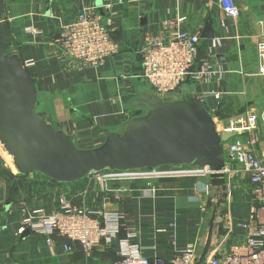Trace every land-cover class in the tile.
<instances>
[{
	"label": "crops",
	"instance_id": "crops-1",
	"mask_svg": "<svg viewBox=\"0 0 264 264\" xmlns=\"http://www.w3.org/2000/svg\"><path fill=\"white\" fill-rule=\"evenodd\" d=\"M235 2L239 17L229 15L220 0H0V12L7 39L14 45L11 52L22 57L35 78L39 115L75 135L80 147L91 148L105 140L99 127L114 130L136 115L138 110L128 102L136 96L139 83L150 88L138 76L140 35L158 32L164 21L174 18L182 19L185 30L200 35L198 59L209 60L217 76L211 81L185 82L179 93L166 99L194 90L211 113H220L216 117L222 124L242 113L258 112L264 117L258 49L264 40V0ZM108 4L114 13L112 30L120 43L119 54L98 67H82L64 58L53 44L59 30L88 7L109 17ZM207 23L212 24L213 38L202 37ZM257 136L254 143L246 132L237 138L263 157L264 119ZM8 163L0 155V264H114L122 259V241L131 227L137 231L132 243L152 259L175 258L191 244L196 264L206 250L217 203L208 178L102 182L89 175L62 184L39 172L21 175ZM235 167L228 165L229 189L218 208L204 262L228 251L232 241L245 239L240 224L250 214L253 185L248 173H236ZM62 196L90 210L117 214L120 231L112 245H100L87 255L80 243L59 235L51 247L44 236L32 232L23 236L21 205L51 211ZM64 243L71 250H65Z\"/></svg>",
	"mask_w": 264,
	"mask_h": 264
},
{
	"label": "built area",
	"instance_id": "built-area-1",
	"mask_svg": "<svg viewBox=\"0 0 264 264\" xmlns=\"http://www.w3.org/2000/svg\"><path fill=\"white\" fill-rule=\"evenodd\" d=\"M223 9L234 17L241 12L235 0H220ZM110 16H103L98 8L88 7L69 20L53 38V44L64 58L82 67H98L107 63L120 52V43L113 36L114 13L112 5H106ZM199 34L190 33L182 25V19L174 18L163 22L162 29L155 33L144 32L140 35L137 56L141 62L139 78L148 84L156 95L166 99L180 92L182 85L190 80L211 81L217 71L211 69L209 60H199ZM261 57L260 73L264 75V40L258 44ZM25 64V63H24ZM25 66H27L25 64ZM124 76V75H123ZM126 75L125 78H128ZM130 78V77H129ZM218 131L235 132L236 137L225 144L228 165L236 166L232 171L248 173L253 185V198L250 214L240 224L245 239L232 241L228 251L203 264H264V156L259 157L245 143L238 139L241 133L249 134L251 142H257L258 125L264 119L258 112L242 113L223 123L220 131L219 119L212 113ZM102 182L125 180H149L181 177H205L210 171H195L184 166H164L139 171H107L92 173ZM206 194L211 193L208 184ZM22 228L45 237L48 246H55V235L82 245L87 255L100 245L110 246L120 231L119 217L112 212H98L77 204L62 196L55 209H32L21 205ZM137 236L135 228L128 229L122 241V259L114 264H194L195 249L188 244L172 259L146 256L138 245L132 243ZM65 250H71L64 243Z\"/></svg>",
	"mask_w": 264,
	"mask_h": 264
},
{
	"label": "water",
	"instance_id": "water-1",
	"mask_svg": "<svg viewBox=\"0 0 264 264\" xmlns=\"http://www.w3.org/2000/svg\"><path fill=\"white\" fill-rule=\"evenodd\" d=\"M103 2L99 1L98 5ZM146 24V18L142 19ZM207 23L202 37L213 38ZM0 12V143L13 158L21 175L39 172L67 184L92 173L139 171L164 166H184L210 171L209 183L217 199L206 250L196 264H203L212 242L218 208L229 189L225 144L235 132H219L213 114L194 91L168 100L150 88H137L128 106L143 111L123 121L120 129L99 127L102 144L80 147L75 135L42 118L38 89L22 57L12 53ZM216 116H220L217 113ZM30 233L26 229L23 236Z\"/></svg>",
	"mask_w": 264,
	"mask_h": 264
},
{
	"label": "rangeland",
	"instance_id": "rangeland-1",
	"mask_svg": "<svg viewBox=\"0 0 264 264\" xmlns=\"http://www.w3.org/2000/svg\"><path fill=\"white\" fill-rule=\"evenodd\" d=\"M138 86L140 87V88H144V87H146V85L144 86V84L143 83H139L138 84ZM189 87V86H188ZM146 88H148V87H146ZM131 108V107H130ZM131 109H133V108H131ZM143 113V111H136V115L137 114H142ZM217 121H218V126H219V129H220V131H224V125L222 124V122L219 120V119H216ZM118 129H120L119 127L117 128V129H114V130H118ZM233 140V139H232ZM232 140H230V141H232ZM229 141V142H230ZM2 148V149H1ZM0 155L2 156V157H4L5 158V160L6 161H8L9 163L8 164H10V166L11 165H13L14 163H13V158L12 157H9V155L10 154H8V152L6 151V149H5V147L0 143ZM11 167H14V166H11ZM46 177V176H45Z\"/></svg>",
	"mask_w": 264,
	"mask_h": 264
},
{
	"label": "bare ground",
	"instance_id": "bare-ground-1",
	"mask_svg": "<svg viewBox=\"0 0 264 264\" xmlns=\"http://www.w3.org/2000/svg\"><path fill=\"white\" fill-rule=\"evenodd\" d=\"M155 94V93H154ZM135 116V115H134ZM2 149V148H1ZM9 157H12L11 155H9ZM14 163V162H13ZM13 166H14V169H15V171H18V169L16 168V166L13 164Z\"/></svg>",
	"mask_w": 264,
	"mask_h": 264
},
{
	"label": "trees",
	"instance_id": "trees-1",
	"mask_svg": "<svg viewBox=\"0 0 264 264\" xmlns=\"http://www.w3.org/2000/svg\"><path fill=\"white\" fill-rule=\"evenodd\" d=\"M115 33H113V35H114Z\"/></svg>",
	"mask_w": 264,
	"mask_h": 264
}]
</instances>
